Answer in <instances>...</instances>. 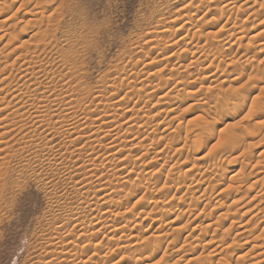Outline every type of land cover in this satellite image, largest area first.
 Returning <instances> with one entry per match:
<instances>
[{
    "label": "rangeland",
    "instance_id": "rangeland-1",
    "mask_svg": "<svg viewBox=\"0 0 264 264\" xmlns=\"http://www.w3.org/2000/svg\"><path fill=\"white\" fill-rule=\"evenodd\" d=\"M53 2L48 3L46 14L41 7L42 14L32 0H0L3 8L14 3L0 15V71L18 60L11 66L18 80L21 69L34 66L35 59L43 64L46 71L28 77L30 83L38 81L47 88L15 121L25 128L36 127L28 111H35L40 99L52 106L56 99L57 117L42 112L41 119L77 123L80 133L46 132L45 153H41L45 160L34 162L37 174L31 171L20 182L17 170L22 166L11 161L12 178L19 183L13 182L8 195L13 207L7 210L0 230V264L260 263L264 259V0ZM203 26H210L212 34L196 36ZM207 43L212 52L206 49ZM26 51L31 53L25 56L31 63L24 67L25 58H15ZM211 76H217L215 82ZM159 83L171 96L165 105L156 104V98L148 104L150 115L143 119L150 125L137 127L138 136L123 131L122 139L99 137V142L91 137L93 131H83L85 124L98 118L122 125L128 110L147 101L144 91L142 98L136 96L138 90ZM215 94L219 101L222 96L227 99L223 102L228 105L220 102L221 110L219 101L211 99ZM110 97L113 106L98 107ZM205 104L217 107L209 114ZM12 108L13 104L9 111ZM5 116L0 115V134L12 123L4 121ZM141 116L133 120L140 121ZM158 121L164 123L158 125ZM196 122L210 125L211 134L205 140L200 139ZM17 129L18 125L8 128L10 133L0 137V144L21 148L19 144L28 140L27 132ZM228 133L237 139L224 141ZM55 237L65 242L55 239V243ZM257 245L259 250L252 249Z\"/></svg>",
    "mask_w": 264,
    "mask_h": 264
},
{
    "label": "bare ground",
    "instance_id": "bare-ground-1",
    "mask_svg": "<svg viewBox=\"0 0 264 264\" xmlns=\"http://www.w3.org/2000/svg\"><path fill=\"white\" fill-rule=\"evenodd\" d=\"M33 1V4L35 5V9H39V11H37L38 13L39 12H41L42 11V8L45 10V12H43V13H45L46 14V11L47 10H49V4H51L50 2H52V3H54L53 1H55V0H32ZM215 1V0H214ZM49 3V4H48ZM232 3V2H231ZM239 3V2H238ZM14 4V3H13ZM13 4H8L9 6H5L4 8H3V5H0L1 6V8H0V15H5V13H7L8 12V10H10L14 5ZM46 4H48L47 6H45ZM55 4H56V2H55ZM229 6V5H228ZM42 7V8H41ZM253 7V6H252ZM40 8H41V10H40ZM29 9V8H28ZM186 8H184L183 10H185ZM19 10V9H18ZM32 12H34V10H31ZM30 11V12H31ZM191 10L189 9V11L188 12H190ZM245 11V10H244ZM30 12H27L26 14H29V15H32V13H30ZM41 12V13H42ZM48 12V11H47ZM185 12V11H184ZM37 13V14H38ZM42 13V14H43ZM223 13H225V12H223ZM35 14H36V12H35ZM180 14V13H179ZM190 14V13H189ZM33 15H34V13H33ZM194 15V14H193ZM36 16V15H35ZM34 16V17H35ZM43 16V15H42ZM41 16V23H39V27H41L40 25H42V22H43V20H44V18H46L45 17V15H44V17H42ZM188 16V15H187ZM32 17V16H31ZM50 17V16H49ZM191 18V17H190ZM40 20V19H39ZM191 20V19H190ZM7 21V20H6ZM9 21V20H8ZM177 21V20H176ZM175 21V22H176ZM30 22V21H29ZM39 22V21H38ZM48 22V21H47ZM52 22H54V21H52ZM191 22H192V20H191ZM2 23V22H1ZM36 23H37V20H36ZM235 24V23H234ZM34 25H35V22H34ZM38 25V24H37ZM36 25V26H37ZM182 27V26H181ZM222 27H224V26H222ZM246 27V26H245ZM46 28V27H45ZM238 28V27H237ZM48 29V28H47ZM182 30V29H181ZM197 30V29H196ZM201 31H198L197 33H196V31H195V33H196V36H198V37H201V35L204 33V32H207V34H210L212 31H211V27L210 26H203V27H201V29H200ZM178 31H179V29H178ZM209 31H211V32H209ZM155 32V31H154ZM163 32V31H162ZM190 32V31H189ZM230 32V31H229ZM36 33V32H35ZM38 33V32H37ZM160 33V32H159ZM158 33V34H159ZM194 33V34H195ZM262 33V32H261ZM261 33H260V35H261ZM191 34V33H190ZM212 34V33H211ZM214 34V33H213ZM154 35L155 34H153V37L152 38H154ZM188 35V34H187ZM186 36V35H185ZM195 36V35H194ZM193 36V37H194ZM195 36V37H196ZM33 37V36H32ZM31 37V38H32ZM35 37V36H34ZM155 37H157V36H155ZM159 37V36H158ZM187 38V37H186ZM228 38V37H227ZM253 38V37H252ZM12 39V38H11ZM254 39H255V37H254ZM31 40V39H30ZM30 40H28V41H30ZM154 41V40H153ZM156 41V40H155ZM180 41V40H179ZM178 41V42H179ZM182 41V40H181ZM229 41V40H228ZM237 41V40H236ZM240 41V40H239ZM31 43L33 42V41H30ZM152 42V41H151ZM223 43V42H222ZM228 43V42H227ZM38 45V44H37ZM213 45V44H212ZM23 46V45H22ZM21 46V47H22ZM47 46V45H46ZM171 46H173V44H171ZM197 46V45H196ZM231 46V45H230ZM229 45L227 46V47H230ZM20 47V48H21ZM195 47V46H194ZM206 49L208 50H211L210 48H208V47H211L210 45H209V43H207V45H206ZM219 47H221V46H219ZM222 47H224V46H222ZM27 48V47H26ZM203 48V47H202ZM15 49V48H14ZM226 49V48H225ZM230 49V48H229ZM18 50V49H17ZM17 50H15V51H17ZM22 50V49H21ZM197 50H199V49H197ZM202 50V49H201ZM205 51V53L207 52V55H208V52H210V51ZM217 50H223V48H220V49H214V51H217ZM15 51L13 50V52L12 53H15ZM29 51H31V49L29 50ZM213 50H211V52H212ZM23 51H21V53H22ZM60 52V51H59ZM210 52V53H211ZM25 54H20L17 58H15L16 60L17 59H20V60H22V58H25L23 61V63H21V64H24L25 63V65H23L24 67H26L27 66V64H28V66H29V63H31V62H29V60L27 59V57H25V56H27V54L29 55V54H31L30 52H24ZM33 53V52H32ZM205 55V54H204ZM29 58V57H28ZM32 58V57H31ZM39 58V57H38ZM15 60H13L12 61V63H11V65H7V66H3L2 67V69H1V71H0V95L1 94H3V93H5V91H6V96L4 97L3 95H5V94H3V95H1V96H3V97H0V99H1V104H0V115H2V113L4 114V116H5V119H4V121L5 120H7L6 122H12V123H10V125L9 126H6V127H4L5 129H4V133H1L0 134V137L1 138H3L4 139V137L6 136V135H8L10 132L12 133V132H14V133H16L15 131L16 130H11L10 131V129H9V131L10 132H8V128H12L14 125L17 127V125L19 126V128L20 129H17L18 131L19 130H21L20 131V133H22V131H26L27 132V134H26V137H27V141H25L24 143H20L19 144V146L21 145L22 147L21 148H18V149H16V150H14V148L11 146V147H8L9 145L8 144H10V143H1L0 144V230H1V227H2V225H3V223H4V221H5V214H6V212H7V210L8 209H10V208H12L13 207V205H11V203H13V202H11L10 201V199H9V197H8V195H10V191L12 190V186H15L14 184H13V182H14V180H13V178H12V175H11V169H10V163H11V161H13L14 159L17 161V163L20 165V166H22V167H20V168H18L19 170H17V178H18V180L19 179H21V178H24L25 176H27V174L29 175L30 174V172H31V174H33V176L35 175V171H33V170H36V169H33L32 168V164L34 163V162H37L38 160H45V159H42L43 157H42V155H41V153L44 151L43 149V146L45 145L44 143H46L45 142V140H46V138H48V135H46L47 137H45L44 135H45V133L46 132H49V133H51L52 135H61V134H63V135H73V134H75V133H77V132H79V129H78V127H76V124H74V123H69V121L67 122H65V121H62L61 123L60 122H57V123H59V124H57L55 121V124L52 122V121H46L45 120V118H44V116L42 117V118H44V119H41V115H40V113H42V112H47V113H50V112H52L54 115H55V113H56V111L53 109V107L56 105V103H57V101H56V99L55 100H52L54 103H55V105H51V103L49 104V101H44V100H42V99H40V100H38L39 101V103H37V107H35V111H31V109L28 111V113L30 114V117L31 118H34V121H35V124H37L36 125V127L35 126H31V128L30 127H28V128H25V126H21V124L20 123H22V122H16L15 121V119H16V117H17V115H21L20 113L21 112H23V111H25L24 110V108H26V106H28V104L29 103H31L32 101H36V99H38V98H36V95H38L39 96V91L40 90H42V88H43V83H41V82H35V81H32L31 83L29 82V80H30V78L28 77V76H31V75H35L36 76V74L37 73H39L38 71H41V72H44V71H46L47 69L45 68V66L43 65V64H38V62L37 63H35L37 60L35 59V61H33L34 62V66H32V65H30L29 67H26V68H24V69H21L22 71V73H21V77H20V79H16V78H14L13 76H12V73H13V69H11V66H13V67H15L14 66V64H15V62H17L18 63V60L17 61H15ZM27 61L29 62V63H27ZM31 61V60H30ZM40 63H43V62H40ZM63 63V62H62ZM45 64V63H44ZM151 64V63H150ZM149 64V65H150ZM1 65H3L2 63H1ZM49 65H51V64H49ZM202 65V64H201ZM50 67V66H49ZM131 67V66H130ZM40 74V73H39ZM154 74V73H153ZM216 74V73H215ZM55 75V74H54ZM136 75V74H135ZM34 76V77H35ZM41 76V75H40ZM132 76V75H131ZM227 76V75H226ZM33 77V76H32ZM120 77V76H119ZM229 77V76H228ZM134 78H135V76H134ZM177 78V77H176ZM180 78V77H179ZM209 78V77H208ZM211 80L212 81H216L215 79L217 78V76H211ZM166 79V78H165ZM168 79V78H167ZM174 79V78H173ZM12 80H15V81H12ZM163 80V79H162ZM162 80H160V81H162ZM172 80V79H171ZM175 80V79H174ZM55 81V80H54ZM143 81V80H142ZM142 81H140L139 83H141ZM144 81H146V80H144ZM9 82V83H8ZM34 82V83H33ZM150 82V81H149ZM155 82V81H154ZM153 82V83H154ZM179 82V81H178ZM226 82V81H225ZM12 83H15L12 87H10L11 86V84ZM151 83V82H150ZM164 83V82H163ZM183 83V82H182ZM185 83V82H184ZM43 84V85H42ZM116 84V83H115ZM143 85H144V82L142 83ZM148 84V83H147ZM152 84V83H151ZM151 84H150V86H148L146 89H144L143 88V90H141V91H139L138 90V93H137V95L136 96H138V97H140V98H142L141 96V93L140 92H142V91H144V93H145V98H146V102L145 103H142L143 105L142 106H140V104L141 103H139V105H138V103L136 104V105H134V106H137V108L136 107H134L133 106V108H131L130 110H128V112H126V114L124 115V117L125 118H127V121H125L122 125H119V122L118 121H114V122H106V123H103L104 121H102V120H100V118H98L97 120H92L91 121V123L90 124H85V125H87V127H86V129L85 130H83V131H85L86 133H89V131H93V133H91V137L92 136H96L95 138V140L96 141H99V142H102V140L101 139H103V140H106V138L108 137V136H111V138H112V136H115L116 138H117V136H120V138L122 139V137L121 136H123V131H125V133H127V132H129L131 135H132V133H133V135H134V133H136L137 132V136H138V132L139 131H136V128L137 127H142V128H147L148 127V125H150V122L149 121H145L143 118H145V117H147V116H149L150 115V113L148 112V110H147V108H148V104H150V103H152V101H153V99L154 98H156L155 100H156V104L158 103V105L160 104V103H165L166 102V100L167 99H169V97L171 96V92H167V90H165L164 88H167V87H162L161 85V83H159L158 85H160V86H158V87H155L154 86V88L153 87H151ZM166 84V83H165ZM168 84V83H167ZM179 84V83H178ZM181 84V83H180ZM236 84H238V83H236ZM123 85V84H122ZM135 85V84H134ZM143 85L141 86V87H143ZM71 86V85H70ZM165 86V85H164ZM167 86V85H166ZM64 87V86H63ZM130 87V86H129ZM128 87V88H129ZM134 87V89H136V87L135 86H133ZM139 87V86H138ZM145 87V86H144ZM44 88H47V87H44ZM43 88V89H44ZM65 88V87H64ZM175 88V87H174ZM127 89V88H126ZM133 89V90H134ZM175 90V89H174ZM64 91H66V90H64ZM68 91V90H67ZM126 91V90H125ZM136 91V90H135ZM135 91H134V93H135ZM168 91H170V90H168ZM199 91V90H198ZM60 92H61V90H60ZM98 93V92H97ZM133 93V92H132ZM133 93V94H134ZM223 92H221L220 94H222ZM102 94V93H101ZM142 94H143V92H142ZM51 95V94H50ZM60 95V94H59ZM193 95V94H192ZM223 95H225V94H223ZM60 96H62V94L60 95ZM69 96V95H68ZM195 96V95H194ZM222 96V95H221ZM50 97V96H49ZM58 97V96H57ZM129 97V96H128ZM131 97H133L134 98V95L133 96H131ZM179 97H180V94H179ZM211 97V96H210ZM223 97V96H222ZM222 97H221V100H227V99H222ZM8 98H11L9 101H8ZM51 98V97H50ZM65 98H66V96H65ZM69 98V97H68ZM103 98V97H102ZM130 98V97H129ZM144 98V97H143ZM193 98V97H192ZM205 98V97H204ZM224 98V97H223ZM128 99V98H127ZM171 99V98H170ZM193 99H195V98H193ZM201 99V98H200ZM199 99V100H200ZM210 99V98H209ZM211 99L212 100H215V101H219L220 100V96L219 95H217V94H215V96H212L211 97ZM49 100V99H48ZM95 100V99H94ZM206 100V99H205ZM51 101V100H50ZM66 101V100H65ZM112 101L113 100H111V97H110V100H109V98L108 99H103L98 105V107H102L104 110H106L105 108H106V106L107 107H111V106H113V104H112ZM137 101H138V99H137ZM140 101H141V99H140ZM168 101V100H167ZM208 101V100H207ZM210 101V100H209ZM215 101H211V102H209V103H212V102H215ZM223 101H219V103H217V104H220V106H218L219 107V110H221V109H223L224 108V105H221V103L220 102H223ZM116 102V101H115ZM142 102V101H141ZM177 102V101H176ZM97 103V102H96ZM117 103V102H116ZM163 103V104H164ZM4 104V105H3ZM12 104L14 105V108H12V110H10L9 111V109L8 108H10L11 106H12ZM166 104V103H165ZM164 104V105H165ZM222 104H225V105H228V102H223ZM79 106H80V104H78ZM128 105V104H127ZM160 105H162V104H160ZM195 105V104H194ZM213 105V104H212ZM73 106V105H72ZM97 106V105H96ZM197 106V105H196ZM213 106H216L215 104L213 105ZM211 107V105H209V104H207V106H206V104L204 105V107H208V111L210 112L209 114H211V113H213V111L211 110L212 108H214V107ZM75 107V106H74ZM92 107V106H91ZM217 107V106H216ZM215 107V108H216ZM198 108V107H197ZM7 109H8V111H7ZM67 109H69V108H67ZM108 109V108H107ZM111 109V108H110ZM109 109V110H110ZM118 109V108H117ZM123 109V108H122ZM121 109V110H122ZM217 109V108H216ZM62 110V109H61ZM124 110V109H123ZM214 110V109H213ZM58 111V110H57ZM65 111V110H64ZM68 111V110H67ZM125 111V110H124ZM159 111V110H158ZM163 111V110H162ZM167 111V109H164V112H166ZM172 110H170V112H171ZM174 111V110H173ZM204 111V110H203ZM10 113V114H8V113ZM55 112V113H54ZM66 112V111H65ZM64 112V113H65ZM70 112V111H69ZM111 112V111H110ZM164 112H161V113H164ZM168 112V111H167ZM205 112H207V111H205ZM62 113H63V111H62ZM62 113H58V115H59V117L58 118H60V115L62 114ZM157 113V112H156ZM160 113V112H159ZM215 113H216V111H215ZM25 113H23V115H24ZM87 114V113H86ZM104 114V113H103ZM66 115H67V113H66ZM74 115V114H73ZM136 115V116H135ZM137 115L138 116H141V115H143V116H141L142 117V119H140V121H138L137 119H136V121L135 120H133V118L134 117H132V116H135V118L137 117ZM162 115V114H161ZM56 116V115H55ZM71 116V115H70ZM113 116V115H112ZM156 115H154V116H152V117H155ZM2 117V116H1ZM46 117V116H45ZM57 117V116H56ZM67 117V116H66ZM99 117V116H98ZM141 117H139V118H141ZM156 117H158V116H156ZM96 118V117H95ZM115 118V117H114ZM134 118V119H135ZM148 119V118H147ZM149 119H151V118H149ZM148 119V120H149ZM173 119V118H172ZM201 119V118H200ZM66 120V119H65ZM68 120V119H67ZM106 120V119H105ZM108 120V119H107ZM194 121H196V120H194ZM121 122V121H120ZM205 122H206V120H205ZM208 122V121H207ZM122 123V122H121ZM158 123V125H162L164 122H157ZM14 124V125H13ZM20 124V125H19ZM34 124V123H33ZM83 124V123H82ZM140 126H139V125ZM195 124H197L199 127V136H200V139L202 138L203 140H205L206 138V136H208L209 134H211V128H210V125L209 124H205V123H203L202 125L200 124V122H199V124L196 122ZM125 125V126H124ZM157 125V124H156ZM157 125V126H158ZM180 126H182V124H179ZM179 125H177L178 126V129H180L179 128ZM80 126V125H79ZM188 126H190L189 124H188ZM258 126V125H257ZM84 127V126H83ZM248 127H250V126H248ZM252 127V126H251ZM250 127V128H251ZM260 127V126H259ZM195 128H196V130L198 129L197 128V126H195ZM195 128H193L192 127V129L194 130ZM258 127H256V129H257ZM3 128H0V131L2 130ZM252 129L254 130L255 128H254V125H253V127H252ZM262 129V128H261ZM138 130V129H137ZM150 130V129H149ZM185 130H186V127H185ZM184 130V131H185ZM189 130H190V128H189ZM195 130V131H196ZM251 130V129H250ZM17 131V133H19ZM81 131V130H80ZM179 131V130H178ZM177 131V132H178ZM191 131V130H190ZM189 131V132H190ZM262 131H263V129H262ZM103 132V133H102ZM146 132V131H145ZM144 132V133H145ZM188 132V133H189ZM192 132V131H191ZM198 132V131H197ZM251 131H249L248 133H250ZM253 132V131H252ZM80 133V132H79ZM82 133V132H81ZM84 133V132H83ZM98 133H101V134H103L102 136H100V135H98ZM124 133V134H125ZM140 133V132H139ZM230 133H232V132H230ZM230 133H228V137L226 136V137H222V139L225 141H230V142H233V141H235L236 139H237V137L235 136V134L233 135V134H230ZM237 133V132H236ZM78 134V133H77ZM121 134V135H120ZM145 134H148V133H145ZM175 134V133H174ZM178 134V133H177ZM190 134V133H189ZM194 134V133H193ZM197 134V133H196ZM238 134V133H237ZM65 135V136H66ZM105 135V136H104ZM130 135V136H131ZM140 135V134H139ZM141 135L143 136V134L141 133ZM176 135V134H175ZM255 135V134H254ZM62 136V135H61ZM127 136H129L128 134H127ZM126 136V137H127ZM129 136V137H130ZM137 136L135 137V138H137ZM180 136V135H179ZM181 136H183V135H181ZM241 136V135H240ZM68 137V136H67ZM99 137H101V139H99ZM115 137H114V139H115ZM124 137H125V135H124ZM129 137H127V138H129ZM186 137V136H185ZM189 137V136H188ZM191 137V136H190ZM119 138V137H118ZM119 138V139H120ZM133 139V140H136V139ZM138 138H140V136L138 137ZM145 137H143L142 139H144ZM196 138H199V137H196ZM248 138V137H247ZM264 138V137H263ZM68 139V138H67ZM130 139V138H129ZM142 139H140V141L142 140ZM147 141L148 140H150V137H148L147 135H146V138H145ZM154 139V138H153ZM178 140H179V138H177ZM181 139V138H180ZM187 139V138H186ZM245 139V138H244ZM53 140V139H52ZM70 140V139H69ZM91 140V139H90ZM92 140H93V138H92ZM173 140V139H172ZM261 140V139H260ZM47 141V140H46ZM49 141V140H48ZM120 141L121 140H119V145L121 144L120 143ZM124 141H125V139H124ZM128 141V140H127ZM132 141V140H131ZM137 141V140H136ZM174 141V140H173ZM182 141V140H181ZM263 141V140H262ZM4 142V141H3ZM66 142V141H65ZM91 142H93L94 143V141H91ZM99 142H98V144H99ZM104 142V141H103ZM115 142H117V141H115ZM115 142H112V143H115ZM138 142H139V140H138ZM137 142V143H138ZM143 142H144V140H142V142H140V144L143 146ZM200 142V141H199ZM93 143H91V145H94ZM109 143V142H108ZM126 143V142H125ZM136 143V144H137ZM146 143V142H145ZM177 143V142H176ZM180 143V142H179ZM189 143H191V142H189ZM193 143V142H192ZM236 143V142H235ZM7 144V147H4L5 145ZM13 144V143H12ZM48 144V143H47ZM46 144V145H47ZM65 144V143H64ZM117 144V143H116ZM122 144H124L123 143V141H122ZM127 144V143H126ZM139 144V143H138ZM181 144V143H180ZM224 144V143H223ZM106 145V144H105ZM110 145V144H109ZM188 145H190V144H188ZM194 145H196V144H194ZM228 145V144H227ZM80 146H82V145H80ZM122 146V145H121ZM124 147H125V145H123ZM121 147V148H124V147ZM145 146H146V144H145ZM202 146V145H201ZM229 146V145H228ZM15 147V146H14ZM45 147V146H44ZM53 147V146H52ZM111 148L113 147L114 148V146L113 145H111L110 146ZM119 147V146H118ZM169 147V146H168ZM171 147H173V146H171ZM189 147V146H188ZM196 147H199V146H196ZM223 147H224V145H223ZM226 147V146H225ZM230 147H231V145H230ZM238 147H239V145H238ZM10 148V149H9ZM43 148V149H42ZM110 148V149H111ZM144 148V147H143ZM145 148H147V146L145 147ZM144 148V149H145ZM12 149V150H11ZM48 149V148H47ZM120 148H118V150H119ZM182 149V148H181ZM239 149V148H238ZM52 150V149H51ZM84 150V149H83ZM114 149H112V151H113ZM117 150V149H116ZM148 150V149H147ZM146 150V151H147ZM219 150V149H218ZM221 150V149H220ZM53 151V150H52ZM81 151V150H80ZM79 151V152H80ZM121 151H123V150H121L120 149V152ZM165 151V150H164ZM172 151V150H171ZM180 151V150H179ZM228 151V150H227ZM77 152V151H76ZM83 152V151H82ZM12 153V154H11ZM45 152H43V154H44ZM146 153V152H145ZM163 153V152H162ZM190 153V152H189ZM49 154V153H48ZM74 154V153H73ZM76 154V153H75ZM80 154H82V153H80ZM80 154H77V155H80ZM146 154H148V153H146ZM145 154V155H146ZM164 154V153H163ZM195 154H196V151H195ZM226 154V153H225ZM262 154H263V152H262ZM261 154V156H263ZM51 155V154H50ZM49 155V156H50ZM54 155V154H53ZM193 155V154H192ZM46 156V155H45ZM44 156V158H46ZM93 156V155H92ZM117 156V155H116ZM207 156V155H206ZM48 157V156H47ZM52 157V156H51ZM141 157V156H140ZM189 157H190V155H189ZM55 158H56V156H55ZM61 158V157H60ZM191 158V157H190ZM47 159V158H46ZM56 159H58V158H56ZM199 159V158H198ZM202 160V159H201ZM206 160V159H205ZM157 161V160H156ZM203 161H204V158H203ZM202 161V162H203ZM41 162H43V161H41ZM50 162V161H49ZM105 164V163H104ZM258 164V163H257ZM72 165V164H71ZM202 170V169H201ZM55 171V170H54ZM99 172V171H98ZM260 172H262V171H260ZM111 173V172H110ZM209 173V172H208ZM244 173V172H243ZM37 174V173H36ZM100 174V173H99ZM202 174V173H201ZM204 175V174H203ZM251 175V174H250ZM107 176V175H106ZM140 176V175H139ZM110 178V177H109ZM207 178V177H206ZM104 180V179H103ZM260 180V179H259ZM16 182H17V179H16ZM16 182H14V183H16ZM19 182H20V180H19ZM19 182H17V183H19ZM256 182V181H255ZM262 182V181H261ZM16 183V184H17ZM264 183V182H263ZM198 184V183H197ZM255 184V183H254ZM254 184H253V186H254ZM258 183H256V185H257ZM201 185V184H200ZM17 187H18V185H16ZM119 186V185H118ZM132 186V185H131ZM20 187V186H19ZM103 187V186H102ZM194 187V186H193ZM14 188V187H13ZM87 188V187H86ZM115 188V187H114ZM133 188V187H132ZM139 190V189H138ZM208 190V189H207ZM132 191V190H131ZM12 192V191H11ZM100 193V192H99ZM135 193V192H134ZM115 194V193H114ZM203 195V194H202ZM104 196V195H103ZM111 196V195H110ZM12 197V196H11ZM10 197V198H11ZM201 197V196H200ZM102 198H104V197H102ZM108 199V198H107ZM196 199V198H195ZM199 201V200H198ZM108 203V202H107ZM111 204V203H110ZM87 206V205H86ZM109 206V205H108ZM97 207V206H96ZM115 208V207H114ZM90 209V208H89ZM120 209V208H119ZM10 211V210H9ZM112 212V211H111ZM8 213V212H7ZM92 213V212H91ZM106 214H107V212H106ZM109 214V213H108ZM9 215V214H8ZM7 215V216H8ZM111 215V214H110ZM115 215V214H114ZM225 215V214H224ZM223 215V216H224ZM83 216V215H82ZM222 216V217H223ZM226 216V215H225ZM116 217V216H115ZM218 217H221V215L220 216H218ZM73 218V217H72ZM83 218V217H82ZM122 219V218H121ZM113 220V219H112ZM101 221V220H100ZM103 222V221H102ZM116 222V221H115ZM233 224V223H232ZM64 227V226H63ZM82 227V226H81ZM95 227V226H94ZM244 227V226H243ZM120 229V228H119ZM179 229V228H178ZM60 230V229H59ZM88 230V229H87ZM94 230V229H93ZM112 230V229H111ZM180 230V229H179ZM245 230V229H244ZM247 231H248V229H246ZM58 231V230H57ZM120 231V230H119ZM247 231H245V232H247ZM263 231H264V228H263ZM56 232V231H55ZM240 233H242V232H240ZM244 233V232H243ZM247 233H249V231L247 232ZM256 233V232H255ZM112 234H114V233H112ZM250 234V233H249ZM56 235H57V233H56ZM93 235V234H92ZM91 235V236H92ZM242 235V234H241ZM245 235V234H244ZM50 236H52L53 237V235H50ZM55 236V235H54ZM58 237V236H57ZM87 237V236H86ZM85 237V238H86ZM50 238V237H49ZM62 238V237H61ZM72 238V237H71ZM97 238V237H96ZM255 238H258V237H255ZM51 239H53V238H51ZM55 239H57L58 241L60 240L59 238H54L53 239V241L55 240ZM82 240V239H81ZM256 240V239H255ZM47 241V240H46ZM60 241H62L61 243H63V242H65L64 241V239L62 238ZM233 241V240H232ZM252 241H253V239H252ZM251 241V242H252ZM257 241V240H256ZM256 241H254L255 243H256ZM55 242V241H54ZM212 242V241H211ZM247 242H249V243H251L250 242V240L249 241H247ZM258 242V241H257ZM49 243V242H48ZM56 243V242H55ZM54 243V244H55ZM71 243V242H70ZM234 243V242H233ZM246 243V242H245ZM244 243V244H245ZM260 243V242H259ZM264 243V242H263ZM262 242H261V244L262 245H264ZM68 244V243H67ZM72 244V243H71ZM209 244H210V242H209ZM207 245V244H206ZM230 245V244H229ZM243 245V244H242ZM248 245V244H247ZM259 245V244H258ZM258 245L257 246H253V248L252 249H256V248H254V247H258ZM58 246V245H57ZM75 246V245H74ZM230 247V246H229ZM260 247H261V245H260ZM260 247H258V250L260 249ZM51 248V247H50ZM67 248V247H66ZM78 248V247H77ZM218 248V247H217ZM46 249V248H45ZM215 249V248H214ZM227 249H229L228 247H227ZM226 249V250H227ZM261 249H263V248H261ZM74 250V249H73ZM55 251V250H54ZM75 251V250H74ZM229 251V250H228ZM261 251V250H260ZM258 252V253H261V252ZM49 252V251H48ZM263 252H264V249H263ZM262 252V253H263ZM54 253H56V252H54ZM67 254V253H66ZM61 254L60 253H58L57 254V257H59ZM65 255V254H64ZM76 255H78V254H76ZM80 255V254H79ZM264 255V254H263ZM262 254L261 255H258V258H260V256L262 257L263 256ZM76 257V256H75ZM226 257V256H225ZM77 258H78V256H77ZM228 258V257H227ZM240 258H243V257H240ZM239 258V260H241ZM264 258V257H263ZM54 259V258H53ZM74 259V258H73ZM230 259V258H229ZM261 259V258H260ZM60 260V259H59ZM76 260V259H75ZM78 260V259H77ZM51 261V260H50ZM70 262H71V260H69ZM68 261V262H69ZM59 262H61V260L59 261ZM73 262V261H72ZM71 262V263H72ZM218 262V261H217ZM222 262V261H221ZM240 262V261H239ZM259 262L260 263H258V264H264V259L261 261V260H259ZM205 263V262H204ZM224 263H225V261H224ZM48 264V263H47ZM73 264V263H72ZM220 264H222V263H220ZM257 264V263H256Z\"/></svg>",
    "mask_w": 264,
    "mask_h": 264
}]
</instances>
